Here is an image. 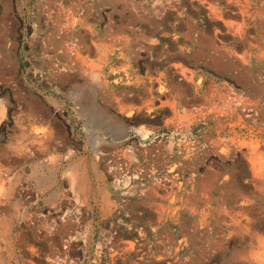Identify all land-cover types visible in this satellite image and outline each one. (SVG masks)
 <instances>
[{
    "label": "rangeland",
    "instance_id": "obj_1",
    "mask_svg": "<svg viewBox=\"0 0 264 264\" xmlns=\"http://www.w3.org/2000/svg\"><path fill=\"white\" fill-rule=\"evenodd\" d=\"M0 153L6 264H264V0H0Z\"/></svg>",
    "mask_w": 264,
    "mask_h": 264
},
{
    "label": "bare ground",
    "instance_id": "obj_2",
    "mask_svg": "<svg viewBox=\"0 0 264 264\" xmlns=\"http://www.w3.org/2000/svg\"><path fill=\"white\" fill-rule=\"evenodd\" d=\"M263 9V8H262ZM163 12V11H162ZM259 13V15H261V13L260 12H258ZM63 48V47H62ZM66 48V47H65ZM63 53V52H62ZM96 75V74H95ZM94 76V75H93ZM96 78V77H95ZM161 90V89H160ZM228 98V97H227ZM103 103V102H102ZM110 104V103H109ZM104 104H102V106H103ZM106 105V104H105ZM101 106V107H102ZM98 107H99V105H98ZM108 107H110V106H108ZM106 108V107H105ZM110 110V109H109ZM105 112H106V109H105ZM124 123V122H123ZM124 128V127H123ZM116 137V136H115ZM222 142V141H221ZM9 153V152H8ZM0 157L3 159V163L1 164L0 163V188H2V186H4L5 184H8V186H10L9 185V183H10V180L7 178V174H8V171H7V169L8 168H6L5 167V165L7 166V163H8V161H9V158L4 154V153H0ZM1 160V159H0ZM4 175V176H3ZM78 175V173H77V171L75 170V169H72V171L68 174V179H69V181L73 184H75V182H79V179H80V177H78L77 176ZM7 186V187H8ZM6 187V188H7ZM70 187H72V185L70 186ZM4 188V187H3ZM77 189H79V188H77ZM4 190V189H3ZM3 192H1V194H2ZM5 221V220H4ZM1 227L3 228V231H4V234L6 235V237H7V233H8V226H7V224L6 223H3V221H2V225H1ZM8 240H6V243L8 244ZM3 255V254H2ZM7 262H4V260L3 259H1V257H0V264H6Z\"/></svg>",
    "mask_w": 264,
    "mask_h": 264
},
{
    "label": "crops",
    "instance_id": "obj_3",
    "mask_svg": "<svg viewBox=\"0 0 264 264\" xmlns=\"http://www.w3.org/2000/svg\"><path fill=\"white\" fill-rule=\"evenodd\" d=\"M227 73H229V72H227ZM231 73V72H230ZM162 218H163V216H162Z\"/></svg>",
    "mask_w": 264,
    "mask_h": 264
}]
</instances>
